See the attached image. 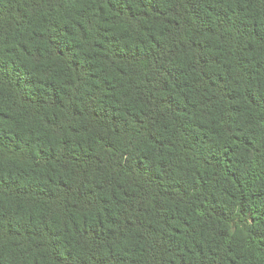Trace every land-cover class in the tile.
<instances>
[{
	"label": "trees",
	"instance_id": "16d2710c",
	"mask_svg": "<svg viewBox=\"0 0 264 264\" xmlns=\"http://www.w3.org/2000/svg\"><path fill=\"white\" fill-rule=\"evenodd\" d=\"M0 264H264V0H0Z\"/></svg>",
	"mask_w": 264,
	"mask_h": 264
}]
</instances>
